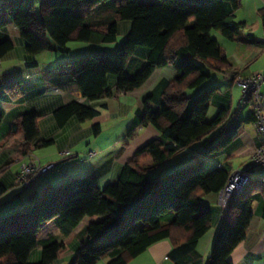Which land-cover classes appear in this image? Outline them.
<instances>
[{"label":"trees","instance_id":"16d2710c","mask_svg":"<svg viewBox=\"0 0 264 264\" xmlns=\"http://www.w3.org/2000/svg\"><path fill=\"white\" fill-rule=\"evenodd\" d=\"M149 1L141 4L140 0H0V30L13 24L26 44L28 57L48 51L51 41L64 57L72 53L73 42L115 44L120 34L118 24L130 23L131 30L115 58L105 52H87L67 64V74L89 102L134 92L157 69L172 66L177 71L173 81H161L143 102L141 125L153 126L160 138L135 153L114 185L99 189L89 179L71 178L41 196L27 211H13L1 217L0 264H30L31 254L51 223L69 236L86 218H102L86 228L87 244L72 264H100L106 258L110 259L107 264H129L164 240L172 247L168 258L181 263L211 230L213 215L203 197L219 194L227 186L233 173L230 165L208 170L199 161L158 178H150L149 171L193 143L203 142L205 156H209L239 136L243 123L228 111L221 110L214 119L207 120L209 92L197 97H191L190 92L203 87L216 73L232 78V83L240 77L233 73L213 33L231 42L239 39L247 28L237 19L242 3ZM13 50L10 40L0 42V58ZM135 56L147 64L134 77H128L126 69ZM110 78L117 80L115 91L110 88ZM21 96L20 82L0 92V100H18ZM151 104L160 109L153 112ZM4 115L0 111V124ZM54 116L61 127L73 117L83 123L92 121L94 135L101 133L102 114L84 103L71 102ZM39 120L37 113L18 117L6 140L24 136L28 154V146L40 135ZM257 120L254 111L248 122L255 125ZM221 137L219 144L213 145ZM52 143L41 144L47 147ZM55 170L54 166L50 174ZM5 192L0 184V197ZM257 199L263 200L264 217V181H252L232 198L206 264H232L229 258L247 238L254 217L252 203ZM66 251L64 242L46 241L41 261L36 264H54Z\"/></svg>","mask_w":264,"mask_h":264},{"label":"crops","instance_id":"0c3cea01","mask_svg":"<svg viewBox=\"0 0 264 264\" xmlns=\"http://www.w3.org/2000/svg\"><path fill=\"white\" fill-rule=\"evenodd\" d=\"M241 3L242 7L237 13V19L245 23L247 28L239 39L231 42L221 35L213 37L226 53L233 73L241 78H249L256 72H264V0H241ZM118 29L119 33L127 36L131 25L128 22H121L118 24ZM6 39L13 43L14 50L0 58V92L5 87L20 82L22 96L18 100L9 97L0 100V111L5 113L0 124V184L6 188L5 194L0 197V211L3 210L7 214L13 211H27L41 196L71 178L89 179L99 189H104L109 184L114 185L135 153L152 140L160 138L159 131L153 126L141 125L143 102L161 81H173L177 77V71L172 66L157 69L148 82L134 92L116 94L107 100L89 102L83 97L72 77L67 74V64L88 51L77 56H72L71 53L64 57L51 43L48 51L35 57H28L26 44L20 31L13 24L0 30V42ZM146 64V60L135 56L130 60L126 74L128 77H134ZM116 81L115 78L109 80L110 88L114 91ZM208 92L211 106L207 118L214 119L221 110L228 111L232 118L243 123L239 136L219 152L209 156H205L206 149L203 142L193 143L178 155L162 163L160 167L182 156V160L178 161L176 166L169 168L171 172L199 161H203L205 167H209L207 169L230 165L232 171H235L243 168L259 147L260 136L254 124L248 122L254 109L251 106L241 105L242 93L239 85L229 82L227 75L216 73L203 87L191 91L190 96L197 97ZM74 101L84 103L102 114L101 133L98 136L94 135L92 121L83 123L73 117L65 126L58 125L55 112ZM104 105H107L106 109L103 108ZM150 109L156 112L160 108L151 104ZM28 113H37L40 116V135L28 146L29 151L26 154L24 136L9 140H6V137L15 120ZM106 132L111 138L115 136V139L112 141L108 135L105 137ZM208 139L212 140L213 136ZM221 139L222 137L214 140L213 145L219 144ZM44 141L53 143L45 147L41 144ZM123 143L127 146L115 150L117 145ZM30 158L39 159L43 166L53 165L56 170L48 177L39 178L31 188L22 189L16 185V179L21 164ZM253 181H264V170L253 176ZM219 194L203 197L206 208L213 215L212 228L201 239L197 249L181 263H174L168 258L172 247L169 241L164 240L151 246L129 264H206L212 252L215 236L226 215V210L219 204ZM252 208L254 217L247 238L230 256L229 261L232 264H264L263 200H254ZM84 222L85 220L69 236H64L68 238L76 235ZM60 236L64 238L57 226L54 223L49 224L45 228L44 239L31 254L29 263L36 264L41 261L43 245L46 241L56 239L65 243ZM202 243L205 252L201 250ZM85 244L87 240L72 248L67 247L65 254L54 264H72Z\"/></svg>","mask_w":264,"mask_h":264},{"label":"built area","instance_id":"2783aa9c","mask_svg":"<svg viewBox=\"0 0 264 264\" xmlns=\"http://www.w3.org/2000/svg\"><path fill=\"white\" fill-rule=\"evenodd\" d=\"M229 82L233 79L228 77ZM235 83L239 85L242 93V105L251 106L257 114L255 128L260 136V146L255 150L249 162L241 169L233 171L229 183L219 194V204L227 209L232 198L243 192L253 181L252 173L264 168V72H256L249 78H238ZM54 170L53 165L40 166L39 159H32L20 166L16 185L27 189L32 187L39 178L48 177Z\"/></svg>","mask_w":264,"mask_h":264},{"label":"rangeland","instance_id":"374dc122","mask_svg":"<svg viewBox=\"0 0 264 264\" xmlns=\"http://www.w3.org/2000/svg\"><path fill=\"white\" fill-rule=\"evenodd\" d=\"M149 2H150L149 0H140V3L141 4H147ZM218 35L219 34L217 32H214L213 33V36H215V37L218 36ZM126 38H127L126 35H124L123 33H120L119 34V37H118V41L115 44H110V45H107V44H100V45H98V44H95V43L88 44V43H82V42H73V43L70 44V48L72 49V56H77V55H79L81 53H84V52H87L88 51V52H93V53H97V52H99V53L100 52H103L104 53L105 52V53L110 54L113 58H115L116 57V54H117V49H119L121 47L122 43L124 42V40ZM217 38H221V37H217ZM51 43H53V42L51 41ZM207 120L208 121H211L212 118L211 117H208ZM116 131H118V130H116ZM107 135H108V137H109L110 140L113 141L115 139V136H114V138H111V136L106 132V135H104V136L106 137ZM100 141L103 142V140H100ZM126 146L127 145H124V143L121 144V145H117L116 146L117 148L115 147L116 148L115 150H118V149H120L122 147H126ZM112 150H114V149H112ZM181 157L178 156L177 158L171 160L168 164H165L164 166L158 167L155 170L149 171V177L150 178H158V177H161V176L163 177L166 174H170V173H168V172H171L170 171L171 169H169V168H172L173 166H176V163L178 161L182 160ZM214 166H217V165H214ZM207 168H209V167L207 166ZM212 169H214V168L211 167V169H208V170H212ZM263 170H264V168H260V169L255 170L252 173V178H253V176L258 175V173L262 172ZM67 181L62 182L61 184H64ZM61 184H59V185H61ZM225 210H227V209H225ZM5 214H7L5 211H3V210L0 211V218L1 217L4 218L3 216H5ZM97 220L100 221V220H102V218H100V219L99 218H95L94 220L91 219V218H86L85 219V222L83 223L82 228L77 231L76 235H73L72 237H68V238L63 235L64 238H62V236H60V238L63 241L65 240V244L67 245V247H70V248H72L74 245L79 244L80 242H85L87 240V236L85 235L86 234V231H84V230L91 223L97 222ZM79 232L81 234H79ZM210 235H211V233H210ZM200 247H201V250H203L205 252V246H204L203 243L201 244ZM81 249H82V247H81ZM69 250L72 251V249H69ZM109 260H110L109 258H106L100 264H107ZM66 264H70V263H66Z\"/></svg>","mask_w":264,"mask_h":264}]
</instances>
